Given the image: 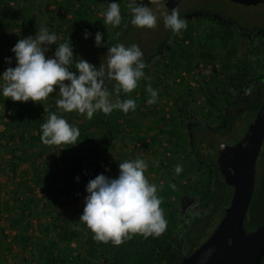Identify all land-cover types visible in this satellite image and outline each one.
<instances>
[{
    "label": "trees",
    "instance_id": "trees-1",
    "mask_svg": "<svg viewBox=\"0 0 264 264\" xmlns=\"http://www.w3.org/2000/svg\"><path fill=\"white\" fill-rule=\"evenodd\" d=\"M111 2L120 6L118 26L103 22ZM127 4L128 0H0V74L15 67L12 48L18 40L34 39L41 27L59 38L46 46V57H54L58 44L68 40L73 50L70 71H77L75 62L80 59L99 69L96 55L124 40L133 27ZM198 17L221 27L216 42L213 29L196 41L197 56L220 63L217 74L198 93L180 89L175 81L151 79L147 69L149 79L142 78L136 89L124 94L104 69L110 98L134 99L135 111L125 114L117 109L108 115L98 111L92 119L76 111L63 112L55 103L60 98L58 86L41 102H13L0 95V220L12 234L7 243L0 227V251L5 253L0 264H9L8 256L13 257L11 264H180L209 237L217 215L224 216L231 199L216 164L218 138L232 137L234 111L244 108L241 116L245 115L258 88L264 87V74H257L264 48L243 51L234 34L246 42L252 36L249 30L205 11ZM188 27L171 35L193 42ZM177 55L188 56V51L180 50L175 59ZM148 84L158 93L154 104L147 103ZM171 91L178 95L173 104ZM53 112L80 130L78 143L61 145L66 148L58 152L40 140L41 124ZM136 151L147 164L146 178L157 186L167 228L158 237L135 234L120 245L98 242L80 221L87 183L99 174L116 178L119 164ZM176 165L183 169L178 175Z\"/></svg>",
    "mask_w": 264,
    "mask_h": 264
},
{
    "label": "clouds",
    "instance_id": "clouds-1",
    "mask_svg": "<svg viewBox=\"0 0 264 264\" xmlns=\"http://www.w3.org/2000/svg\"><path fill=\"white\" fill-rule=\"evenodd\" d=\"M127 8L131 12L130 23L133 26L147 29L157 27L158 17L149 7L137 4L136 0H128ZM161 15L165 28L173 33L178 34L187 28L186 20L180 18L177 10ZM103 22L120 25L121 13L117 2L109 3ZM88 35L85 31L84 38L87 39ZM58 39L56 33L41 27L34 39L18 40L12 48L15 67H8L0 74V95L11 98L13 102H41L53 93L54 86H58L60 98L55 103L63 112L76 111L92 119L98 111L108 115L117 109L125 114L136 110L137 105L132 98L113 102L102 79L105 76L103 66L97 69L80 59L75 62L77 71L69 70L73 63V50L68 40L58 44L54 57H46V46L56 43ZM95 42L97 46L101 43L99 31L95 35ZM108 51L107 78L117 82L118 92L129 94L137 88L142 78L149 79L145 76L144 54L136 44L126 47L117 43ZM5 59L7 63H12L11 58ZM146 92L150 97L147 103H156L158 93L150 84ZM79 136L80 130L55 112L49 113L47 120L41 124V142L46 146H55L54 151L57 152L66 148L61 145H76ZM146 169L144 159L123 160L116 178L99 174L88 181V195L80 221L94 234V240L120 245L135 234L144 238L158 237L166 230L167 221L160 207L162 201L157 195L156 184L146 178ZM182 170L180 165L174 168L177 175Z\"/></svg>",
    "mask_w": 264,
    "mask_h": 264
},
{
    "label": "rangeland",
    "instance_id": "rangeland-1",
    "mask_svg": "<svg viewBox=\"0 0 264 264\" xmlns=\"http://www.w3.org/2000/svg\"><path fill=\"white\" fill-rule=\"evenodd\" d=\"M164 1L165 0H154V2H152V0H139L138 4L149 7L154 14L157 15V27L147 29L133 26L125 39L119 43L125 45L126 47L136 44L141 49L144 54L143 59L147 58L145 61L146 68L144 71L146 73V70L150 69L148 76H151V79L163 78L165 82L168 83L175 81V85H179L180 89H191L195 91V93H198L205 88L206 84H208L212 77L217 74L220 65L216 59L208 60V58H204L201 55L197 56L198 45L196 41L203 35V33L207 30L212 32L213 29V40L215 39L214 42L217 41L216 37L218 33H221L220 27L216 29L213 28V22L198 18L199 11H205L212 15L215 14L222 16V18L236 22L244 27L257 26L254 25V23L261 21V19L255 16L256 12L264 15V6H260L258 8L244 7L228 2L227 0H184L174 9L178 11L180 18L185 17L187 27L189 26L188 28L192 30V36L195 40L193 42L188 39L183 41L180 36L177 35V37L171 35V30L165 28L163 24V17L161 13H170L172 11L165 6ZM39 10L43 11V8H39ZM262 23L264 25V19L262 20ZM166 37H168V39L164 47L158 54L155 55V51L159 49L162 41ZM236 41L239 43L238 47L242 48L243 51L248 49V46L250 45L249 42L246 43L240 39H236ZM182 49L188 51V56L190 55V57H178L177 55L175 59V54ZM108 55L109 51H106L102 54L96 55V58L94 59L96 64L103 66L106 70ZM173 58L175 59V62L172 60ZM201 64L205 66L207 75L205 71H200L199 66ZM261 66L264 67V58L262 59ZM194 76H197V80L194 79ZM177 96L178 95L175 91H171V97L173 98L170 99L171 104H173L174 100L177 99ZM202 96L203 95H201V97ZM202 98L199 99L198 102H200ZM261 102H264V89L257 95L255 103H252L251 108L245 113V115L239 116L236 127L233 128L234 130L231 134L232 137L229 138L228 135L220 136L218 138V143L233 144L240 140V138H242V136L246 133L250 124L254 121L257 114V108L255 107ZM166 111H168L167 107ZM139 147L141 146H138V148ZM129 150L131 151L132 148H129ZM139 157V153L136 151V156L130 158V160ZM150 177L153 178L154 174H151ZM254 178L256 185L254 189H256L259 181L264 179V143L256 162ZM256 195L257 189L253 195L254 200ZM254 205H251L242 222V227L245 232L252 231L264 223V214L255 211L257 207L253 209L252 207ZM222 218V215H217L216 225L219 224ZM4 226V219H2L0 220V227L4 229ZM213 229H215V227H213ZM5 231L6 232L4 234L8 237L7 243H10L9 241L11 240L12 234L8 229ZM4 254H1L0 251V257ZM12 260L13 257L8 256L9 264H11Z\"/></svg>",
    "mask_w": 264,
    "mask_h": 264
},
{
    "label": "water",
    "instance_id": "water-1",
    "mask_svg": "<svg viewBox=\"0 0 264 264\" xmlns=\"http://www.w3.org/2000/svg\"><path fill=\"white\" fill-rule=\"evenodd\" d=\"M184 0H165L173 10ZM242 5L264 0H229ZM264 143V102L243 137L234 145L222 144L216 164L226 184L234 189L223 218L209 237L180 264H261L264 259V226L245 232L242 222L253 190L255 166Z\"/></svg>",
    "mask_w": 264,
    "mask_h": 264
},
{
    "label": "flooded vegetation",
    "instance_id": "flooded-vegetation-1",
    "mask_svg": "<svg viewBox=\"0 0 264 264\" xmlns=\"http://www.w3.org/2000/svg\"><path fill=\"white\" fill-rule=\"evenodd\" d=\"M228 2H231V1H229V0H227ZM231 3H233V4H238V3H234V2H231ZM238 5H241V6H244V7H255V8H258V7H260V6H264V4H257V5H249V6H247V5H242V4H238ZM199 14V13H198ZM213 16H215V17H217V18H222V16H218V15H215V14H213ZM255 16L257 17V18H260L261 19V21H259V22H255L254 23V25H257V26H248V27H244V26H242V25H239V24H237L236 22H232V21H230V20H226V19H224L226 22H228V23H230V24H235V25H238V26H242L243 28H245V29H247V30H249L250 32H251V37H249V38H246L245 40H246V42H249L250 43V45L248 46V50H250V49H263L264 48V25H263V23H262V20L264 19V15H261L259 12H256V14H255ZM185 18V17H184ZM183 18V19H184ZM199 18V17H198ZM218 27H220L219 25H217L216 23H214L213 22V28H218ZM221 28V27H220ZM235 35V38L236 39H240L241 40V37H240V35L239 34H234ZM257 74L258 75H263L264 74V67L263 66H261V68H259L258 70H257ZM264 89V87H260V88H258V90L256 91V96H255V99H256V97H257V95L261 92V90H263ZM263 104V103H262ZM244 109V108H243ZM243 109H237L236 111H234V119H232V124H233V126L234 127H236V124H237V121H238V119H239V116H241V113L242 112H244L243 111ZM244 110H246V109H244ZM249 110V109H248ZM247 110V111H248ZM235 123V124H234ZM243 137V136H242ZM241 139V138H240ZM239 141V140H238ZM237 141V142H238ZM236 142V143H237ZM236 143H233V144H228V143H226L227 145H234V144H236ZM222 145V144H221ZM220 145V146H221ZM219 146V147H220ZM219 149V148H218ZM217 157H218V151H217ZM217 160V159H216ZM259 180H261V179H259ZM255 178H254V188H255ZM230 189H231V199H232V195H233V192H234V189L232 188V187H230V186H228ZM256 189H257V195L255 196V200H254V198H253V195H254V192H256ZM256 189H254L253 190V195H252V199H251V202H250V205H249V208L251 207V205L253 204L254 205V203H255V205L252 207L253 209L254 208H256V210L255 211H257L258 213H261V214H264V179H262L261 181H259V183H258V186H257V188ZM231 199H230V202H231ZM252 200H254V201H252ZM230 202H229V204H230ZM249 208H248V210H249ZM260 226H264V223L262 224V225H260ZM260 226H258V227H260ZM258 227H256V228H258ZM255 228V229H256ZM254 229V230H255ZM253 231V230H252ZM247 232H251V231H247ZM261 264H264V259L261 261Z\"/></svg>",
    "mask_w": 264,
    "mask_h": 264
},
{
    "label": "built area",
    "instance_id": "built-area-1",
    "mask_svg": "<svg viewBox=\"0 0 264 264\" xmlns=\"http://www.w3.org/2000/svg\"><path fill=\"white\" fill-rule=\"evenodd\" d=\"M199 69H200V71H205V73H206V75H207V72H206V68H205V66H203L202 64L199 66ZM195 75V74H194ZM194 79L195 80H197V76H194Z\"/></svg>",
    "mask_w": 264,
    "mask_h": 264
}]
</instances>
